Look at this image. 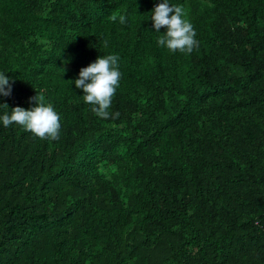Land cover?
<instances>
[{
  "label": "trees",
  "instance_id": "trees-1",
  "mask_svg": "<svg viewBox=\"0 0 264 264\" xmlns=\"http://www.w3.org/2000/svg\"><path fill=\"white\" fill-rule=\"evenodd\" d=\"M160 2L0 0V116L37 94L61 124L0 120V264H264V0H168L190 54L158 45ZM109 54L116 119L74 84Z\"/></svg>",
  "mask_w": 264,
  "mask_h": 264
},
{
  "label": "clouds",
  "instance_id": "clouds-1",
  "mask_svg": "<svg viewBox=\"0 0 264 264\" xmlns=\"http://www.w3.org/2000/svg\"><path fill=\"white\" fill-rule=\"evenodd\" d=\"M110 19L115 22L117 16L112 15ZM151 20L155 32L159 33L162 27L166 29L157 40L159 46H165L173 53L180 51L188 54L195 47H198V41L195 38L196 31L192 23L186 18V13L181 6L170 5L168 0H162L155 5ZM119 22L121 24L126 23V17L120 15ZM118 61L119 57L115 54L99 56L88 66L82 67L78 78L74 81L75 87L83 90L84 102L92 105L91 111L100 118L111 117L116 119L120 115L118 111L109 112L121 79ZM68 62L65 60L64 64L67 65ZM61 69L63 73L67 71L66 67ZM10 79L4 73H0V96H11L12 84ZM32 101L35 104L30 109L16 106L11 109V114L6 112L0 116L3 125L8 127L15 123L42 140L59 139L60 116L54 107L50 103L46 104L44 97H38L37 94L29 98V102ZM3 105L8 107L7 104Z\"/></svg>",
  "mask_w": 264,
  "mask_h": 264
}]
</instances>
